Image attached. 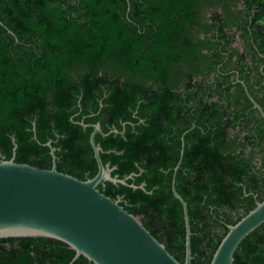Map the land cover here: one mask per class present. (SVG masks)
<instances>
[{
	"label": "trees",
	"instance_id": "trees-1",
	"mask_svg": "<svg viewBox=\"0 0 264 264\" xmlns=\"http://www.w3.org/2000/svg\"><path fill=\"white\" fill-rule=\"evenodd\" d=\"M261 52L264 0H0V160L50 168L53 148L58 171L92 177V127L80 121L98 122L102 163L131 177L97 188L121 197L183 262L174 179L187 204L190 264H209L226 225L264 199L263 191L254 201L264 173L251 163L264 155V130L230 79L237 73L261 103L248 83L258 64L245 57ZM110 129L118 132L102 134ZM73 255L56 240L0 238V264H93L82 255L70 263ZM233 257L264 264V223Z\"/></svg>",
	"mask_w": 264,
	"mask_h": 264
},
{
	"label": "water",
	"instance_id": "water-1",
	"mask_svg": "<svg viewBox=\"0 0 264 264\" xmlns=\"http://www.w3.org/2000/svg\"><path fill=\"white\" fill-rule=\"evenodd\" d=\"M80 124L92 127L89 143L97 165L92 177L82 180L58 171L53 148L50 168L16 162L13 156L0 160V238L36 237L63 242L74 250L70 263L82 255L93 264H190L187 204L175 190L174 179L172 193L182 205L185 226L183 262L169 253L139 217L123 208L121 197L112 199L97 188L105 181L126 184L131 175L124 179L111 175L114 167L102 163L101 147L94 141L95 134L101 133L99 123L81 121ZM263 223L264 199L256 202L238 221L226 225L227 232L209 264H232L241 241Z\"/></svg>",
	"mask_w": 264,
	"mask_h": 264
},
{
	"label": "flooded vegetation",
	"instance_id": "flooded-vegetation-1",
	"mask_svg": "<svg viewBox=\"0 0 264 264\" xmlns=\"http://www.w3.org/2000/svg\"><path fill=\"white\" fill-rule=\"evenodd\" d=\"M233 46L236 49H238L239 51L244 50V48H243L244 42L242 40H239L238 34H237V37L235 38ZM245 57H246V62L249 66H253L254 63L258 64V71L259 72H256V71L250 72V74L248 76V83H250L251 90L254 93H257L262 98L261 103H259L258 101H256L255 99L252 98V96L249 94V89H248L247 85L244 83V81L242 79H240V77L237 73H233V75H231L230 79L232 80L235 78V80H233V82H240L243 85V88L245 90L247 97L249 98V96H250L253 99V101L255 103H257L259 108L249 98V100L251 101L252 104L249 108H247L245 114L247 116H249L251 119H255V121L258 123V125H260V127L264 130V116H263V114H264V52L258 53V55L247 54V55H245ZM232 71H234V70H232ZM257 78H259L258 81H257ZM87 115L88 114H84L82 116V120L85 119L87 117ZM96 123H98V122H96ZM86 124H89V123H86ZM252 125H253V123L249 124V126H252ZM111 130H113V129H110L107 132V134L110 133ZM104 134H106V133H104ZM243 134H245V132H241V136ZM263 157H264V155H261V153H257V152L252 156L251 163H252V167H253L254 171L264 173V166H262ZM263 179H264V174H263ZM260 181H261V184L259 186V189L252 193L253 198L255 199L254 201H257L258 196L261 195L262 192L264 191V182H262V179Z\"/></svg>",
	"mask_w": 264,
	"mask_h": 264
}]
</instances>
